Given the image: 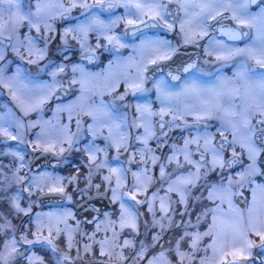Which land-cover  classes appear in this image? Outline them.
Wrapping results in <instances>:
<instances>
[{"label":"snow or ice","instance_id":"1","mask_svg":"<svg viewBox=\"0 0 264 264\" xmlns=\"http://www.w3.org/2000/svg\"><path fill=\"white\" fill-rule=\"evenodd\" d=\"M0 93V264H264V0H0ZM9 141L84 167L30 174Z\"/></svg>","mask_w":264,"mask_h":264},{"label":"water","instance_id":"2","mask_svg":"<svg viewBox=\"0 0 264 264\" xmlns=\"http://www.w3.org/2000/svg\"><path fill=\"white\" fill-rule=\"evenodd\" d=\"M58 158L55 159V157L49 155H42L37 153L32 161L30 162V164L33 165L32 169H36L37 166H42L44 164H51L53 166H56L58 164ZM54 195L56 194H51L49 196H42L40 201L41 202H45L47 200H54V198H56ZM84 203V202H83ZM82 203V204H83ZM80 204L77 208V214L81 219H87V213H85ZM96 207V208H100L101 210H104L107 207V203H106V198H96L95 195H93V200L91 202H89L88 207L91 209L92 207Z\"/></svg>","mask_w":264,"mask_h":264},{"label":"rangeland","instance_id":"3","mask_svg":"<svg viewBox=\"0 0 264 264\" xmlns=\"http://www.w3.org/2000/svg\"><path fill=\"white\" fill-rule=\"evenodd\" d=\"M1 101V100H0ZM4 102L3 101H1V103L0 104H3ZM45 116V115H44ZM52 116V115H51ZM60 173V172H59ZM59 173H57V174H55V173H53L54 175H57V176H61ZM157 175H158V172H157ZM130 179V178H129ZM69 191L71 192L72 190L70 189V186H69ZM199 193H196V195H198ZM35 196V195H34ZM80 198V196L77 194V195H75V199H74V201H73V204L71 205V208H72V210L74 211V205H75V201H76V199L78 200ZM35 201V200H34ZM194 201L195 200H193L192 201V205H194ZM33 205H37L36 204V201H35V203L33 204ZM182 210H183V208H182ZM49 211H51V209L49 210ZM49 211H46V210H44V208H40V209H38V211H36V213H40V212H49ZM35 215V214H34ZM33 215V216H34Z\"/></svg>","mask_w":264,"mask_h":264},{"label":"flooded vegetation","instance_id":"4","mask_svg":"<svg viewBox=\"0 0 264 264\" xmlns=\"http://www.w3.org/2000/svg\"><path fill=\"white\" fill-rule=\"evenodd\" d=\"M118 11H122V10H118ZM76 14H78V12L76 13ZM70 23H75V21H66L65 22V24H70ZM118 31H119V29H118ZM161 35L162 36H165V38H168V39H173V41L175 42V36L174 35H172V34H167V35H165L164 33H163V30H161ZM203 43V42H202ZM54 46H56V45H53V47ZM198 51H199V55H201L202 56V49H199L198 48ZM177 131H179V130H176L175 132H177Z\"/></svg>","mask_w":264,"mask_h":264}]
</instances>
